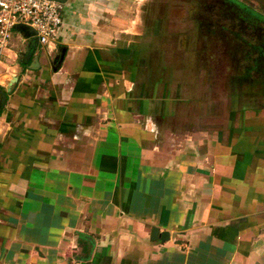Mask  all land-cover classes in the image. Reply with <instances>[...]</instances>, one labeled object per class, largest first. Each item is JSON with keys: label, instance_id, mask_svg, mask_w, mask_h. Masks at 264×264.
I'll return each instance as SVG.
<instances>
[{"label": "crops", "instance_id": "obj_1", "mask_svg": "<svg viewBox=\"0 0 264 264\" xmlns=\"http://www.w3.org/2000/svg\"><path fill=\"white\" fill-rule=\"evenodd\" d=\"M144 1L65 0L48 45L11 28L0 264H264V52L242 105L195 123L143 56Z\"/></svg>", "mask_w": 264, "mask_h": 264}, {"label": "rangeland", "instance_id": "obj_2", "mask_svg": "<svg viewBox=\"0 0 264 264\" xmlns=\"http://www.w3.org/2000/svg\"><path fill=\"white\" fill-rule=\"evenodd\" d=\"M141 11L155 41L143 56L185 85L195 123L220 127L247 87L257 88L245 74L264 52V0H145Z\"/></svg>", "mask_w": 264, "mask_h": 264}, {"label": "built area", "instance_id": "obj_3", "mask_svg": "<svg viewBox=\"0 0 264 264\" xmlns=\"http://www.w3.org/2000/svg\"><path fill=\"white\" fill-rule=\"evenodd\" d=\"M62 3L55 0H0V51L6 48L11 28L23 23L35 31L37 42L50 44L60 24Z\"/></svg>", "mask_w": 264, "mask_h": 264}, {"label": "water", "instance_id": "obj_4", "mask_svg": "<svg viewBox=\"0 0 264 264\" xmlns=\"http://www.w3.org/2000/svg\"><path fill=\"white\" fill-rule=\"evenodd\" d=\"M55 1H58L60 3H63L65 2V0H55ZM13 27H16V28H20V29H24V30H27L30 34H34L35 35V31L33 30V28H31L30 26L26 25V24H23V23H17L15 24ZM61 57V53H60V56L59 58ZM149 238L151 240H155V239H158L160 241H164L168 238V233L166 231H161V232H158L157 228L156 227H151L150 228V232H149Z\"/></svg>", "mask_w": 264, "mask_h": 264}, {"label": "trees", "instance_id": "obj_5", "mask_svg": "<svg viewBox=\"0 0 264 264\" xmlns=\"http://www.w3.org/2000/svg\"><path fill=\"white\" fill-rule=\"evenodd\" d=\"M247 9H251L250 7H246ZM261 53H263V52H261Z\"/></svg>", "mask_w": 264, "mask_h": 264}]
</instances>
